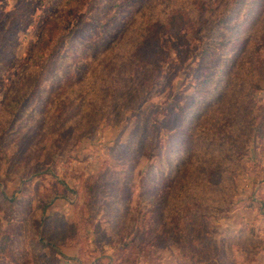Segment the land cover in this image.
I'll return each mask as SVG.
<instances>
[{"label": "rangeland", "instance_id": "rangeland-1", "mask_svg": "<svg viewBox=\"0 0 264 264\" xmlns=\"http://www.w3.org/2000/svg\"><path fill=\"white\" fill-rule=\"evenodd\" d=\"M140 1L98 0L100 5L88 15L85 6L69 17L63 0H0V63L6 65V72L0 73V120L1 105L10 87L22 80V66L45 28L69 20L72 31L87 17L90 24L98 19L107 35L124 28L121 20L131 12L130 5L137 7ZM167 1L172 2H160L163 17ZM219 2L211 0L203 7L202 23ZM157 30L166 57L160 72L128 66L132 77L124 78L114 104L101 116L75 109L64 97L71 82L80 88L90 81L85 63H59L76 49L77 35L62 41L29 97L7 115L9 129L0 140V232L12 234L14 243L0 264H34L37 231L36 238L54 249L55 264H264V78L251 86L243 75H234L224 80L222 92L218 88L207 96L201 87L208 71L200 58L201 26L191 21L176 35L164 26ZM79 36L90 39L88 34ZM109 42L107 37L89 41L88 49L100 55ZM131 46L126 43L123 51H131ZM106 57L101 56L103 70ZM59 69L62 75H56ZM248 84L251 94L243 92ZM193 94L196 103L188 100ZM149 104L159 108L152 115L164 128L163 145L179 129L181 109L191 105L193 126L209 114V123L221 128L223 141L238 152L240 161L229 182L235 189L226 195L219 214L203 217L191 201V206L179 208L174 204L175 186L166 185L164 175L148 174L151 166L161 164L158 157H148L134 109ZM36 108L42 111L34 120L30 114ZM232 116L237 123L242 116H252L254 123L242 136L238 130L244 123L237 130L223 129L222 121L230 122ZM227 132L229 137L224 136ZM177 141L179 149L191 145L188 138ZM197 154L190 158H203ZM6 199H13L12 204ZM54 251L42 249V256Z\"/></svg>", "mask_w": 264, "mask_h": 264}, {"label": "trees", "instance_id": "trees-1", "mask_svg": "<svg viewBox=\"0 0 264 264\" xmlns=\"http://www.w3.org/2000/svg\"><path fill=\"white\" fill-rule=\"evenodd\" d=\"M210 1L172 0L173 3L167 1L164 9L165 17H163L161 0H142L137 7L130 5L131 12L121 20L124 28L109 31L107 35H103L107 33V28H104L98 19H93L94 24H90L87 17H81L72 31H68L69 20L45 28L22 66V80L19 83L17 81L16 88L10 87L8 98L1 105L2 111L4 110V121L0 120V140L4 138L3 135L9 129L7 115L15 113L23 100L29 97L48 61L59 50L62 41L75 35H77L76 42L78 43L76 49L74 51L70 49L65 57L59 58V63L68 65L71 59H75L76 64L85 63L87 68L85 74L89 73L90 81L87 84H81L80 88L71 82L68 88L70 92H65L64 97L68 96L71 100L69 105L76 104L75 109L90 110L93 115L101 116V113L107 110L106 108H110L114 104L117 87L123 85V88L124 78L132 77L128 66L137 70L144 69L146 71L149 69L155 73L160 72V61L166 57L161 48L158 25L164 26L175 35L191 21L201 26L203 43L200 58L202 66L207 65L208 69L202 76L205 79L201 87L202 91H206L207 96L214 94L218 88V92H222L224 80L231 79L234 75H243V80L249 81L251 86L254 85L258 77L264 78V0H220L218 6L211 9V15L202 23L200 19L203 16L200 11L207 3L210 4ZM57 5L59 6V4ZM99 5L98 0H63L62 3V7L69 17L80 13L85 6H88V15ZM102 29L104 32L101 31ZM80 33L88 34L90 39H82L83 37L79 36ZM104 37L110 39L108 46L100 55H92L88 49V42L103 40ZM126 43H132L131 51H123ZM82 47L87 49V52L83 53ZM101 56H107L105 60L107 67H104V70ZM117 58L120 59L113 62ZM0 66L2 69L0 73L6 72V65L0 63ZM234 67L236 70L231 72ZM116 68L120 71H117ZM56 75H62L60 69ZM112 76L117 80L114 81ZM249 84L243 90L246 94H251L253 91V88L252 90L249 88ZM192 99L196 103L198 96L193 94L188 98V100ZM57 103H60L59 100ZM55 105L57 104L55 103ZM192 108L193 106L190 105L188 109H181L179 129L168 136L166 146L163 145L161 135L164 128L158 118L156 119L152 115L159 108L149 104L143 110L135 108L134 112L138 117L139 124L143 127L145 134L143 143L147 147L148 157H158L161 164L159 168L151 166L148 174L150 176L153 174L164 175L163 182L171 188L175 186L177 193L174 204L179 208L183 209L186 205L191 206V201L197 206L199 213L208 218L222 212L226 195L234 191L235 187L229 182H231V176L236 173L235 163L239 162L240 158H238V152L221 138L222 129L209 123V114L204 116L197 126H193L191 123L194 119ZM63 110L65 113L66 109L63 108ZM37 111L42 110L36 108L30 114L34 120L38 115ZM251 113H253L252 108ZM230 118V122L222 121L223 129L237 130L239 125H242L240 123H244L243 130H238L242 136L254 123L252 116H242L243 120L238 123L235 116ZM250 121L253 122L250 124ZM230 135L231 133L227 132L224 136L229 137ZM182 137L188 138L191 145H182L179 149L180 145L177 139ZM133 141L132 137V141L131 139L128 141L129 145ZM197 153L203 158H190L198 155ZM180 177L182 178L179 179ZM216 179L218 182H215ZM6 200L8 204H12L13 199ZM167 200H169L168 203L174 201L171 196ZM47 205L44 204L43 209ZM117 205L122 206V202L118 200ZM34 221L36 218L33 219ZM26 224L29 226L27 221ZM38 224L40 226V221ZM130 227L134 226L130 225ZM39 233L40 231L35 233L32 242L34 264H55L54 249L36 238ZM13 243L12 234L0 232V261L2 257L11 255ZM45 248L54 251L50 257L42 256V249Z\"/></svg>", "mask_w": 264, "mask_h": 264}]
</instances>
